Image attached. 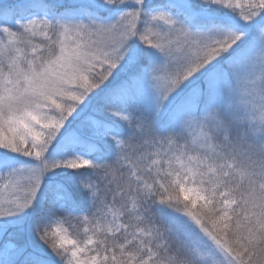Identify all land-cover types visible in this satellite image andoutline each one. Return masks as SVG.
Masks as SVG:
<instances>
[{
	"label": "snow or ice",
	"instance_id": "snow-or-ice-1",
	"mask_svg": "<svg viewBox=\"0 0 264 264\" xmlns=\"http://www.w3.org/2000/svg\"><path fill=\"white\" fill-rule=\"evenodd\" d=\"M0 264H264V0H0Z\"/></svg>",
	"mask_w": 264,
	"mask_h": 264
}]
</instances>
